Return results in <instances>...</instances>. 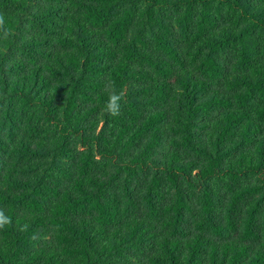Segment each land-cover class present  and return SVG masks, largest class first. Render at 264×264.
Returning a JSON list of instances; mask_svg holds the SVG:
<instances>
[{
	"label": "trees",
	"instance_id": "trees-1",
	"mask_svg": "<svg viewBox=\"0 0 264 264\" xmlns=\"http://www.w3.org/2000/svg\"><path fill=\"white\" fill-rule=\"evenodd\" d=\"M0 17V264H264V0Z\"/></svg>",
	"mask_w": 264,
	"mask_h": 264
},
{
	"label": "clouds",
	"instance_id": "clouds-1",
	"mask_svg": "<svg viewBox=\"0 0 264 264\" xmlns=\"http://www.w3.org/2000/svg\"><path fill=\"white\" fill-rule=\"evenodd\" d=\"M3 25V17H0V26ZM7 35V33H6ZM122 96L116 94L115 92L109 94V99L106 102L103 111L111 115L112 117H116L120 112V101ZM6 223H10V220L4 216L2 212H0V228H3Z\"/></svg>",
	"mask_w": 264,
	"mask_h": 264
}]
</instances>
